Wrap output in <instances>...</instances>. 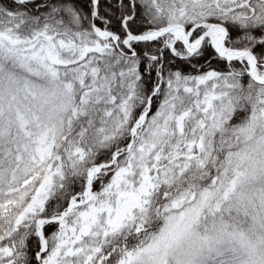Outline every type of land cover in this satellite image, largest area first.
<instances>
[{"label":"snow or ice","instance_id":"snow-or-ice-1","mask_svg":"<svg viewBox=\"0 0 264 264\" xmlns=\"http://www.w3.org/2000/svg\"><path fill=\"white\" fill-rule=\"evenodd\" d=\"M0 264H264V0H0Z\"/></svg>","mask_w":264,"mask_h":264}]
</instances>
